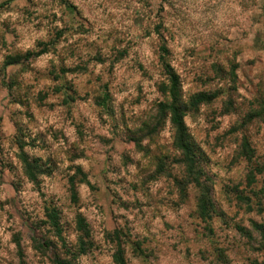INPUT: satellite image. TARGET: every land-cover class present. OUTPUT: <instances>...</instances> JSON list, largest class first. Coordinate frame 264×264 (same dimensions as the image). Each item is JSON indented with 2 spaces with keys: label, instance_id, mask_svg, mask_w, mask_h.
Segmentation results:
<instances>
[{
  "label": "rangeland",
  "instance_id": "1",
  "mask_svg": "<svg viewBox=\"0 0 264 264\" xmlns=\"http://www.w3.org/2000/svg\"><path fill=\"white\" fill-rule=\"evenodd\" d=\"M162 45L186 91L223 92L198 116L186 117L208 154L216 196L227 213L216 219L220 240L233 245L238 220L264 221V213L244 212L226 194V185L240 183L246 173V162L234 160L238 144L230 131L241 127L251 100L264 91V0H0V67L7 55L25 54L24 62L6 69L12 93L0 72V264H53L33 240L34 224L44 219L47 205L60 209L67 228L78 213L92 227L100 248L82 256L81 264H114L104 232L117 227L151 238V259L130 252L131 264H214V256H201L209 241L197 233L191 206L154 211L144 206V191L171 192L165 178L145 187L144 180L155 154H173L174 127L166 116L162 130L140 146L127 128H139L137 137L145 134L164 99ZM105 86L112 96L110 112L98 105ZM65 92L75 100L66 102ZM229 95L234 109L222 114ZM259 122L249 125L248 135L264 153ZM18 137L29 142L24 150L30 160L51 157L38 181L24 170ZM75 166L94 186L76 183V202L69 181ZM242 242L230 246L231 264H254L259 255Z\"/></svg>",
  "mask_w": 264,
  "mask_h": 264
},
{
  "label": "trees",
  "instance_id": "2",
  "mask_svg": "<svg viewBox=\"0 0 264 264\" xmlns=\"http://www.w3.org/2000/svg\"><path fill=\"white\" fill-rule=\"evenodd\" d=\"M24 55L9 54L0 67V72L3 75V85L10 93H12L13 84L5 79L6 69L9 65H18L22 61L24 62L22 58ZM169 55L168 48L162 45L160 62L166 76V83L163 86L164 99L159 102L158 110L152 116L153 121L150 124L146 123L145 126L148 131L137 137L135 134L139 128H127L130 139L135 142L136 146H140L145 138H149L162 130L161 124L166 116L171 118L174 127L173 140L170 145L173 154L169 152L170 150L155 154L152 165L154 168L148 179L144 180L145 187L152 179L165 178L171 192L163 194L160 190L154 195L150 194L149 191H144L146 197L144 206L152 207L153 211L169 204L172 208L191 206L190 214L197 223V233L201 234V237H206L209 241L208 247L200 250L201 256L203 258H206L205 256L208 254L214 256V264H231L228 250L230 246L243 244L242 241L259 255L254 264H264L263 220L259 221L251 217L249 218V225H245L243 221L238 220L234 222L233 228L236 229V235H239V237L234 234L232 235L234 241L229 242L233 245H226V240L224 242L220 240L222 237L217 234L216 219L226 216L227 213L220 206L216 196L215 174L208 165V154L186 122L187 116H198L202 106L209 105L219 99L223 95L222 89L186 91L181 74L171 63ZM218 70L221 72V68H218ZM61 73H66V70L62 68ZM202 74L206 76L207 71L203 70ZM231 75L233 81H236L238 76L235 68L232 69ZM55 77L59 78V74H56ZM62 87L68 90L71 89L65 85H62ZM262 92L264 93V91H261L256 99L251 100L249 104L251 106L243 114L241 127L235 126L230 131L236 135L238 144L235 148L234 160L235 162L239 160V162H246V173L240 183L233 186L226 185L227 199L230 203H236V207L240 210L243 209L244 212L255 211L258 215L264 213V153H259L258 146L249 138L248 129L254 120L260 119L259 123L264 122V95L262 97ZM65 93L66 102L75 100V95ZM111 100L109 86H105V91L101 94L98 105L103 110L110 112L113 110ZM224 105L226 107L222 114L228 112L229 107L234 109V99L231 95L228 96L227 101H224ZM114 128L117 130L119 128L118 124H114ZM17 142L21 149L19 158L24 164L26 174L32 180L38 181L39 176L50 169L51 157L39 158L34 156L30 160V156L24 150V145L29 142L19 137ZM148 152H150V149ZM174 167L177 168L175 172H173ZM168 180L169 182H167ZM69 181L71 198L74 202L79 200L76 183H84L92 188L94 187L88 178V174L81 166H75V173ZM231 220L235 221L234 217H231ZM71 227L75 231L76 237L74 239L70 236ZM71 227L68 226L67 228L57 206L47 205L44 211V219L36 225L34 224V229L39 236L33 239L36 249L42 255H47V257L50 254L49 259L53 264H81L80 258L94 251L95 248H100V245L94 240L92 227L82 214H77ZM138 235H132L130 229L125 227L105 230L104 240L112 245L114 264H131V259L128 257L130 252L135 257L151 259L153 249L148 244L151 238L149 236L141 238ZM241 238L244 240L241 241ZM185 239L188 238L185 237Z\"/></svg>",
  "mask_w": 264,
  "mask_h": 264
}]
</instances>
